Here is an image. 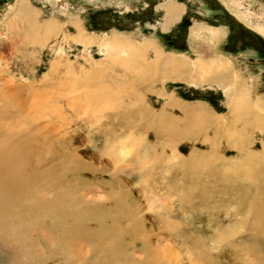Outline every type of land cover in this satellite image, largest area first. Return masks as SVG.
<instances>
[{
	"label": "rangeland",
	"instance_id": "374dc122",
	"mask_svg": "<svg viewBox=\"0 0 264 264\" xmlns=\"http://www.w3.org/2000/svg\"><path fill=\"white\" fill-rule=\"evenodd\" d=\"M20 1L0 0V104L66 214L17 208L0 264H264V0H28L31 26ZM113 37L167 61L131 71Z\"/></svg>",
	"mask_w": 264,
	"mask_h": 264
},
{
	"label": "bare ground",
	"instance_id": "6f19581e",
	"mask_svg": "<svg viewBox=\"0 0 264 264\" xmlns=\"http://www.w3.org/2000/svg\"><path fill=\"white\" fill-rule=\"evenodd\" d=\"M21 1L20 4L18 3L19 6H12L11 10L16 11V17L21 16L23 20H30L31 26L33 23L31 20L32 16L36 14L31 10L30 2L28 0ZM172 3H176L177 5V2L174 0ZM176 9L177 8L174 7L172 8L171 16L174 17L173 10L176 11ZM200 12L204 14V11ZM11 19V15H8L5 19L6 22L4 21L5 25L7 24V26L11 27V25L9 24V22H11ZM75 23L79 24V22ZM77 27H79V25ZM26 35L27 34H25V36ZM119 38L113 37L111 39H108V41L106 40L105 44L102 46L106 47V50L110 53L109 55H111L110 58L112 61H116L117 59H119L122 64L128 63L131 66L130 70L132 69L134 72H137L135 66H138L139 62L142 60L140 56L142 55V53L145 54L144 51H147V49H149L150 53L152 51L157 53V56H159V60L164 59L165 62L167 61L165 57L162 56V53H158L154 50L155 47L153 46L136 49L131 43L126 46ZM124 47L127 50L125 52H127L126 54H128V56L119 58L122 55L121 52H124ZM180 62L183 61L178 60V63ZM206 66L207 64L202 63L201 68L203 71H205L204 69ZM148 68L150 70H153V66H149ZM178 68L180 67H174L173 73H176ZM134 74L142 76L140 73ZM18 103L19 102L17 101L13 102V100H11V98L9 97L6 98L2 104H0V237L2 239H5L8 235L9 230L6 224L10 222L11 219H14L16 223L22 222V212L17 210V208L21 207V205L29 204L31 205V209H33L34 207H42L45 211L66 214V204H64V197L60 191H57L54 194L53 200L49 201L44 199L40 191L36 190L39 181V172H34L31 168V163L34 156L31 136L27 135L26 133L20 136L13 134L10 129H8V127H11V125L7 127L5 123L7 119L12 118V116L14 115L10 113L12 105H19ZM235 107L250 109L254 108L252 107L251 100L244 93L238 94L235 100ZM16 113L19 116L24 117L20 120L27 121V118L23 116V112H21V109L17 110ZM13 122L20 125L16 118ZM246 162L250 163L249 165L251 166V168H256V163L253 161V158H247ZM248 175L253 177L256 175V172L254 170H251V173H249ZM262 200V198L261 200H258L260 204L258 209L257 205L256 208H251V213L252 211L258 210L259 216H262L264 214V201ZM112 230V228L110 230H107V233H110ZM86 232L83 225L79 229L69 230L68 234L72 237L80 234L89 235L90 232H88V230H86ZM254 232L257 233L258 230L255 229ZM108 250H110V248Z\"/></svg>",
	"mask_w": 264,
	"mask_h": 264
},
{
	"label": "flooded vegetation",
	"instance_id": "af4514ba",
	"mask_svg": "<svg viewBox=\"0 0 264 264\" xmlns=\"http://www.w3.org/2000/svg\"><path fill=\"white\" fill-rule=\"evenodd\" d=\"M190 2H191V0H190ZM205 2V1H204ZM151 4L149 3V6H150ZM216 29V28H215Z\"/></svg>",
	"mask_w": 264,
	"mask_h": 264
},
{
	"label": "crops",
	"instance_id": "0c3cea01",
	"mask_svg": "<svg viewBox=\"0 0 264 264\" xmlns=\"http://www.w3.org/2000/svg\"><path fill=\"white\" fill-rule=\"evenodd\" d=\"M226 37L229 38L228 35H226Z\"/></svg>",
	"mask_w": 264,
	"mask_h": 264
}]
</instances>
